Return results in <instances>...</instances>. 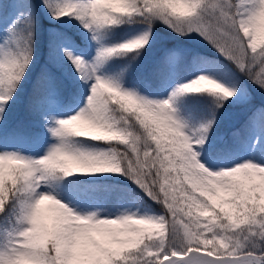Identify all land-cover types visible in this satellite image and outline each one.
Instances as JSON below:
<instances>
[{
    "label": "snow or ice",
    "instance_id": "snow-or-ice-1",
    "mask_svg": "<svg viewBox=\"0 0 264 264\" xmlns=\"http://www.w3.org/2000/svg\"><path fill=\"white\" fill-rule=\"evenodd\" d=\"M0 264H264V0H0Z\"/></svg>",
    "mask_w": 264,
    "mask_h": 264
}]
</instances>
